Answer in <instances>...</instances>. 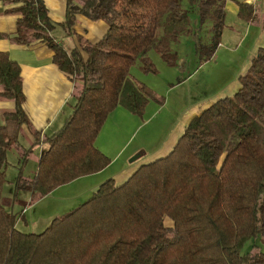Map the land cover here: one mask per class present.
I'll return each instance as SVG.
<instances>
[{
  "label": "trees",
  "instance_id": "trees-1",
  "mask_svg": "<svg viewBox=\"0 0 264 264\" xmlns=\"http://www.w3.org/2000/svg\"><path fill=\"white\" fill-rule=\"evenodd\" d=\"M0 1L16 15L14 31L0 37L44 43L72 81L68 115L44 136L35 171L24 176L21 163L37 137L25 147L18 141L22 125L29 128L19 65L0 50V99L13 102L0 112V186L6 151L15 148L13 195L25 189L30 201L108 163L93 140L114 106L140 115L148 100L163 101L129 68L138 61L154 72L149 49L173 65L170 43L188 29L190 10L198 27L211 23L208 41L194 40L198 60L211 56L223 26L224 0H65L62 36L74 34L76 14L107 25L98 40L77 36L78 43L67 46L52 32L42 0ZM236 4V16L264 32V14L249 2ZM238 83L194 114L167 153L139 164L119 184L103 180L38 232L16 228L15 214L0 201V264H264V45ZM255 236L259 240L241 251Z\"/></svg>",
  "mask_w": 264,
  "mask_h": 264
},
{
  "label": "crops",
  "instance_id": "crops-1",
  "mask_svg": "<svg viewBox=\"0 0 264 264\" xmlns=\"http://www.w3.org/2000/svg\"><path fill=\"white\" fill-rule=\"evenodd\" d=\"M42 1L50 20L55 23L53 29L57 27L54 34L67 46L77 43L75 35L96 41L107 28L101 19L91 20L82 14H76L72 25L75 34L64 37L58 23L64 16L65 0ZM239 1L251 3L256 12L264 14V0ZM8 6L0 1V32L12 33L16 15L5 11ZM236 9V0L223 1V26L219 39L210 60L207 61L209 66L206 72L200 71L202 73L199 76L210 89L198 97L193 94L192 80L197 76L193 74L206 64L198 62L193 44L200 27L209 33L210 26V21L206 20L197 29V20L193 22L196 25L193 30L181 33L170 43V48L175 52L173 65H167L155 50H148V57L156 70L153 74L159 77L142 72L138 64L133 63L129 68V74L133 79L158 92L162 95L163 101L158 103L155 100H148L141 115L131 113L120 105L114 106L93 140L94 145L109 158L108 163L95 172L77 176L55 186L43 197L53 194L60 188H66L62 186H71V191L60 193L64 199L46 201V204L49 203L52 207H71L82 202V197L89 196L105 179L111 178L115 184L121 183L139 164L167 153L194 114L216 98L230 95L238 88V76L246 69L256 48L264 45V32L254 21L238 18ZM0 50L7 51L19 65L23 93L21 107L28 118L29 128L22 125L18 141L25 147L37 137L29 157H25L20 167L22 175L31 176L36 168L37 157L45 146L42 139L59 128L70 111L74 100L71 94L72 81L52 62V50L42 42L34 41L25 45L13 43L8 37H0ZM169 67L179 69L180 73L175 76L180 77L179 79L174 78L173 82H169L171 81L167 78L171 73ZM228 69L232 70L228 72ZM213 81L216 82L214 88ZM12 106L11 100L0 99L1 110L10 109ZM135 153H139V156L130 160ZM28 193L25 190L22 197L28 199L30 195ZM15 200L16 196L12 195L10 207L14 205ZM24 202L25 200L23 204L17 203L19 214L27 210L25 205H31Z\"/></svg>",
  "mask_w": 264,
  "mask_h": 264
},
{
  "label": "rangeland",
  "instance_id": "rangeland-1",
  "mask_svg": "<svg viewBox=\"0 0 264 264\" xmlns=\"http://www.w3.org/2000/svg\"><path fill=\"white\" fill-rule=\"evenodd\" d=\"M196 17H197L196 10L195 9H194V11L190 10L189 11L190 22L188 24V29L186 31H188V30L190 31L191 29L192 30L194 29V27L196 25H194L193 22L197 21ZM210 25H211V23H210ZM198 28L199 27H197V29ZM199 30L200 31L198 33V37L200 38V40L203 43H206L208 41L209 35H210V26H209V33H207V30H204V28H202V26L200 27ZM56 32H57V27L53 29V33H56ZM77 36H80V35H75L76 42L78 43ZM80 37H81V39L84 38L82 36H80ZM198 37L195 36V39L198 38ZM64 44H65V42H64ZM208 60H210V57L205 59V60H198V62L200 64L203 63V62L206 63V64L204 66H202L199 69V71H197V72H195L193 74V75H197L192 80V82H194V84H193L194 85L193 94H194L195 97H198L201 93H203V92H205V91L210 89L209 87H207L204 84L203 80L201 81L199 79V76L202 73L200 71L206 72V68L209 66L207 64ZM138 63H139L138 61H135L133 65H136ZM134 67H136V66H134ZM170 68H171V73L168 74L167 78H169V80H171L169 82H173V79L175 78L176 75H178L180 73V71L176 67H169V69ZM231 70L228 69V72L231 71ZM142 72H149L150 75H154L153 72H150V71H142ZM161 72H162V70H161ZM162 73H164V72H162ZM226 74L227 73H225V75ZM154 77H159V76L158 75L157 76L154 75ZM179 78L180 77H176L175 79H179ZM212 78H210V79H212ZM215 86H216V82H214L213 88ZM154 93L158 94V92H156V91H154ZM152 101H154V100L152 99ZM0 112H1V109H0ZM14 151H16L15 148H9L6 151V164L4 166V180L2 181L1 186H0V201H1L2 205L4 206V208L11 209V212H13L15 214V220H16V218H18L16 223H14L15 224L14 226L16 228H18L19 230H23V231L38 232V231L42 230L48 224V222L50 221V219L53 216L59 215V214L67 211L68 209H70V208H72L73 206L76 205V203H75L71 207H52L49 203L46 204V201H56V200L64 199V198L61 197L60 193H63V192L64 193H68V192H70L71 191V189H70L71 186H62V187H66V188H60L59 190L54 191L53 194L47 195L45 197L41 196L40 198H37L35 200H31V201H30V195H28L29 193L27 194L28 195V199H25V198L22 197L25 194V189H17L15 191L14 195H13L12 183H13V179H14V176H15V174L17 172V168H18L17 167L18 157L16 156L17 155V151H16V153ZM30 151L27 153V157H29ZM12 195L14 197L16 196V200H15L16 202L14 203V205H12V207H10V201H11ZM86 196H88V195H86ZM86 196L82 197V201L86 198ZM24 200H25V202H24L25 204L31 203V205H28V206L25 205L27 207L26 208L27 210L22 212L21 214H19L20 209H18L19 207H17V203L23 204ZM27 200H28V202H27ZM258 240L259 239H258L257 236H255L252 240L251 239L247 240L246 242L243 243V245L241 246L240 250L241 251L248 250L250 248V245H251L250 243L257 242Z\"/></svg>",
  "mask_w": 264,
  "mask_h": 264
},
{
  "label": "water",
  "instance_id": "water-1",
  "mask_svg": "<svg viewBox=\"0 0 264 264\" xmlns=\"http://www.w3.org/2000/svg\"><path fill=\"white\" fill-rule=\"evenodd\" d=\"M138 156H139V153H135L134 155L131 156V159H130V160L135 159V158H137Z\"/></svg>",
  "mask_w": 264,
  "mask_h": 264
}]
</instances>
